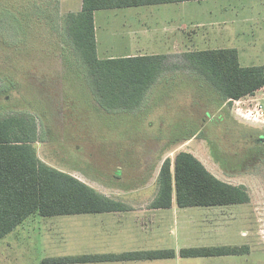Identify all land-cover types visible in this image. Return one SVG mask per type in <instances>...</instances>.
Segmentation results:
<instances>
[{"label": "rangeland", "instance_id": "rangeland-1", "mask_svg": "<svg viewBox=\"0 0 264 264\" xmlns=\"http://www.w3.org/2000/svg\"><path fill=\"white\" fill-rule=\"evenodd\" d=\"M72 1L0 0V117L34 114L39 132L33 146L42 161L108 196L127 197L123 201L130 206L150 203L133 201L132 195H155L163 161L184 149L198 155L221 180L246 186L251 199L242 204L182 208L175 219L169 215L165 225L150 230L147 245L133 237L140 233L127 219L102 221L105 212L35 214L0 239V264H46L47 258L64 256L156 249L179 252L224 245L250 252L61 264H264V145L255 147L252 142L259 131L242 123L247 119L237 114V105L228 103L223 114L230 117L219 119L223 111L217 112L214 122L193 143L181 145L220 103L211 86L205 90L187 81L172 87L163 81L149 91L150 105L145 101V108L136 113L106 111L93 98L79 59L71 57L79 68L66 67L59 55L56 33L62 30L61 25L57 28L56 11L70 7ZM95 14L99 58L234 47L242 65L264 63V0H190L103 9ZM216 16L227 17L231 23L199 25ZM256 94L264 104L260 90ZM244 101L240 106L252 108L247 97ZM166 125L170 128L163 129ZM205 135L210 138L208 144L212 141L219 148H206L200 141ZM260 142L264 144V136ZM156 217L161 220L160 215Z\"/></svg>", "mask_w": 264, "mask_h": 264}, {"label": "trees", "instance_id": "trees-1", "mask_svg": "<svg viewBox=\"0 0 264 264\" xmlns=\"http://www.w3.org/2000/svg\"><path fill=\"white\" fill-rule=\"evenodd\" d=\"M190 0H83L82 10L63 20L59 55L66 67L86 73L92 96L106 111L140 107L153 84L166 69L184 68L197 72L216 91L220 102L241 99L264 87V65L243 66L237 48L189 50L181 54H146L99 58L95 12L103 9L155 5ZM60 28V24L57 26ZM172 58L176 59L174 63ZM78 67V68H79ZM8 90V89H7ZM4 92L6 90H3ZM34 114L0 117V239L13 232L30 216L126 211L123 201L101 193L75 175L42 161L34 143L38 141ZM158 192L151 208H171L174 196L182 208L210 207L250 202L244 185L221 180L189 151L167 157L157 178ZM249 248L212 246L128 251L47 258L46 264L155 260L181 257L242 255Z\"/></svg>", "mask_w": 264, "mask_h": 264}, {"label": "crops", "instance_id": "crops-1", "mask_svg": "<svg viewBox=\"0 0 264 264\" xmlns=\"http://www.w3.org/2000/svg\"><path fill=\"white\" fill-rule=\"evenodd\" d=\"M63 3H64V1H63ZM65 6H66V3H65ZM82 6H83V0H78L76 2V4H74V0H73L72 3L70 4V7H66V9L65 8L61 9V7H59L58 11H56V14H57V17H58V20H59L58 23H60V25H63V20H64L65 16L67 14H69V13L81 11L82 10ZM95 22H96V14H95ZM222 22L226 25V24H230L231 20L227 19V17H220V16L217 17L216 16L215 19H213V20H211L209 22L201 21V23H199V25H202V26H207V25L219 26ZM263 22H264V19H263ZM61 30L63 31V28H61ZM229 36L231 37V35L228 33L226 35V38H228ZM230 37H229V39H230ZM96 39L98 41L97 29H96ZM225 48H234V47H225ZM216 49H218V48H216ZM97 51H98V44H97ZM186 51H189V50H184L183 52H186ZM171 54H174V52H172ZM133 55H146V54L127 53L126 55H123V56H120V57H127V56H133ZM108 58H114V56H110ZM239 59L241 60L240 52H239ZM240 63H241V61H240ZM262 65H264V63ZM251 66H256V65H251ZM163 81H164V85L167 86V87H172L176 83H179V82L183 83L184 81H187L190 85H192L194 87H200V88H203L205 90H206V88H209L208 87V83L205 81V79L202 76H200L195 71H191V70L184 69V68L171 67L169 69H166L165 73L160 77V79L158 81H156V83L153 84V86H152V88H150V90L153 89L154 87L162 85L161 83ZM149 91H148V93H149ZM148 93H147V95H148ZM256 93H257V91L254 94H252V95L246 96L247 97V101L249 100V101L252 102L251 103V104H253L252 107L255 104V100L256 99H260V98H258V94H256ZM260 93L262 95L261 97H264L263 89H260ZM147 95H146L145 99L143 100L142 105L140 107L134 109L133 111H131V113H136L137 111H139V109H144L145 105H146L145 101H147L148 104L150 105L149 99L147 98ZM246 97H243L242 101L246 100ZM228 103L231 104L233 102H229L228 101V102H220L219 104L217 103L218 106H217V108L214 109V113L211 112L210 115H207L205 117L203 116V120H202L201 126L198 129H196L192 134H190V136L187 137L184 141H182L181 145H189V144L193 143L195 136L201 130L205 129L206 127H209V125H210L209 123L214 122V117H215V114L217 112H220V111L222 112L223 111L220 114L219 119H223L225 116L226 117H230L227 114L226 115L223 114V113H227V112H225L226 111L225 107H226V105ZM247 105L249 106V104H247ZM248 108L251 109V107H248ZM242 123H244L248 127H251L252 129H256V130L259 131L257 137H255L256 139L254 141H252L253 144H254L253 146L260 147L261 145H264L263 143L260 142L261 136L262 137L264 136L263 135L264 128L261 126L262 123L255 122V121H252V120H247V122L242 120ZM164 128L169 129L170 127L168 125H166V126L163 127V129ZM208 137H209L208 135H205V137H203V139H200V141H202L204 143L205 147L206 148H215V147L219 148V147H217V145L213 144L212 141H211V145L208 144V140L210 139ZM207 145H209V146H207ZM183 151H189V152L193 153L198 159H200L202 161V163L207 167V169L209 171H211L208 168V166L206 165V163L198 155H196L192 150L184 149ZM214 175H216V174H214ZM157 186H158V184H157ZM157 192H158V187H157ZM157 192H156L155 195L152 194V195H149L148 197L147 196L146 197L145 196H141V195L140 196H133L132 195L133 198H131V200H133V201H136V200H139V201H147L148 200V201H150V203L147 206L143 204L140 207H136L135 205L131 204L133 206L132 207V206L128 205L126 202H124V201L127 200V197L120 198L121 201L124 200L123 202L129 206V209L126 210V211L105 212V213H108V214L105 215L102 218V221H107V222L112 221V222H114L115 217H121L123 219H127V223H129V224L133 225L134 227H136L138 229L137 232L140 233V236L139 235H135L133 237H136L140 242L142 241L144 245H147L148 241H149V238L152 237L151 233H150V230H152L154 228H156L158 230L160 225H165V223H164V218L165 217L171 215L170 217L175 219V217L177 215H179L181 213V210H182V207H179L177 205L175 196H174L173 204H172L171 208H160V209L151 208V202L156 197ZM189 208H192V207H189ZM157 215L161 216V220L157 219V217H156ZM171 230H172V227H171ZM155 238H156V236H154L153 240ZM144 242H146V243H144ZM224 246H232V245H224ZM144 249H145V247H144ZM119 253H122V252H119ZM97 254H104V253H97ZM105 254H107V253H105ZM245 254H248V253H245ZM245 254H242V255H245ZM178 256L179 255H177L174 258H177ZM225 256H227V255H225ZM167 259H173V258H167ZM161 260H166V259H155V260H146V261H161ZM140 261H144V260H136V262H140ZM142 263H144V262H142Z\"/></svg>", "mask_w": 264, "mask_h": 264}, {"label": "built area", "instance_id": "built-area-1", "mask_svg": "<svg viewBox=\"0 0 264 264\" xmlns=\"http://www.w3.org/2000/svg\"><path fill=\"white\" fill-rule=\"evenodd\" d=\"M263 89V94H264V87ZM230 102H233V104L237 105L236 111L237 114L240 115L241 117H244L247 120H252L255 122L259 123H264V104L260 101V99L255 100L254 106L250 108H245L242 105L244 101L241 99H236V100H230Z\"/></svg>", "mask_w": 264, "mask_h": 264}]
</instances>
